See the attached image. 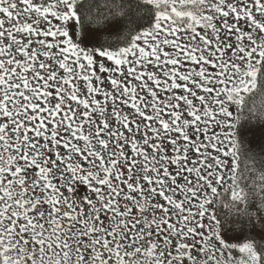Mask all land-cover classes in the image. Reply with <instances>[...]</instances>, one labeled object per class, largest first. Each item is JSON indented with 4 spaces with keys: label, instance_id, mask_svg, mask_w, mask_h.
<instances>
[{
    "label": "snow or ice",
    "instance_id": "6c2138e0",
    "mask_svg": "<svg viewBox=\"0 0 264 264\" xmlns=\"http://www.w3.org/2000/svg\"><path fill=\"white\" fill-rule=\"evenodd\" d=\"M0 264H264V0H0Z\"/></svg>",
    "mask_w": 264,
    "mask_h": 264
}]
</instances>
